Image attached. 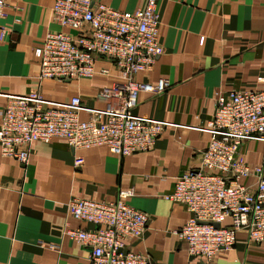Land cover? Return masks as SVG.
Masks as SVG:
<instances>
[{"label": "crops", "instance_id": "crops-1", "mask_svg": "<svg viewBox=\"0 0 264 264\" xmlns=\"http://www.w3.org/2000/svg\"><path fill=\"white\" fill-rule=\"evenodd\" d=\"M121 12L134 13L142 0H96ZM55 0H11L2 25L9 30L0 44V111L9 96L40 92L45 100L68 104L80 97L90 109H104L97 100L103 88L120 82L112 62L100 60L91 80H38L34 49L49 32L67 31L53 20ZM160 42L164 54L140 83L170 82L161 95L142 93L134 114L166 124L151 152L119 157L105 147L74 152L63 139L30 147L26 165L0 152V264H89L90 250L65 236L67 227L94 229L71 218L73 199L114 202L120 192L149 217L141 240L130 248L154 264H198L174 231L190 214L182 204L165 200L178 178L202 167L209 145L208 123L216 111L217 92L264 90V0H159ZM89 118L87 112L81 119ZM1 126V118H0ZM85 164L76 168L75 157ZM241 161L264 168V140H248ZM244 184L256 188V179ZM215 264H264V244L251 245L247 230L237 234L229 253Z\"/></svg>", "mask_w": 264, "mask_h": 264}, {"label": "built area", "instance_id": "built-area-1", "mask_svg": "<svg viewBox=\"0 0 264 264\" xmlns=\"http://www.w3.org/2000/svg\"><path fill=\"white\" fill-rule=\"evenodd\" d=\"M11 0H0V44L9 30L2 25ZM134 13L121 12L96 0H55L53 20L67 31L49 32L34 49L40 65L38 80H91L101 59L112 62L120 82L103 88L97 100L104 109H90L80 97L68 104L45 100L40 92L9 96L0 111V152L26 165L30 147L63 139L74 150L105 147L113 155L151 152L165 130L164 123L134 114L140 95H161L171 86L140 83L136 77L153 70L164 54L160 42L159 0H142ZM89 114L88 120L81 113ZM211 140L202 155V167L183 174L165 200L184 205L189 221L175 235L198 264H215L231 252L241 230L251 245L264 244V168L241 161L240 148L248 140H264V90L217 92L216 111L208 123ZM85 164L75 157L76 168ZM256 179L255 190L243 183ZM133 191L120 192L114 202L73 199L69 214L94 229L70 228L65 236L90 250L89 264H154L151 257L130 248L141 240L149 217L128 204Z\"/></svg>", "mask_w": 264, "mask_h": 264}]
</instances>
